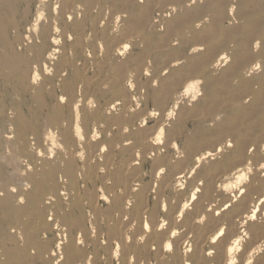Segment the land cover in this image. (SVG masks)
Returning <instances> with one entry per match:
<instances>
[{
  "label": "clouds",
  "instance_id": "9594fccd",
  "mask_svg": "<svg viewBox=\"0 0 264 264\" xmlns=\"http://www.w3.org/2000/svg\"><path fill=\"white\" fill-rule=\"evenodd\" d=\"M137 3L143 5L144 0H137ZM200 3L203 0H186L182 6L169 5L162 12H157L146 31L125 37V22L130 19L131 12L116 11L114 14L109 0H98L90 12L86 8V0H36L34 14L22 36L13 31V38L6 45H0V55L18 73L16 83L20 87L14 99H19V95L23 93L36 97L40 95L41 89L50 92L52 85L46 81L53 78L57 90L51 105L46 106L45 114L31 121L27 128L17 120L15 108H9L7 119L0 121V200H9L15 209L22 210L29 197L36 192V181L48 179L57 165L63 169L65 162H70L75 170V179L71 181V173L58 172V191L49 190L42 195V203L37 202V210H47L46 217H42L44 227L55 220L50 231L55 232L58 237L53 245L49 240V233H41L40 240L47 251L41 257L40 264H64L66 246L74 245L80 251L91 248L95 243L97 225L93 212L88 210L90 201L83 200L75 189L76 182H80L83 190V182L91 180L94 165L96 179L106 177L97 186L95 208L102 206L101 201L109 206L113 202L119 204V198L125 192L128 193L122 206L123 219L118 227L116 221L121 217L119 211L110 219L102 217L100 220L101 225L115 229L111 249L112 264H136L137 252L152 254L147 262L141 256L139 264H217L215 258L221 240L225 242L220 264H264V236H258L253 241L256 226L264 227V143L259 146L251 144L247 152L241 155L240 143L244 137L239 136L234 140L232 136H225L222 140H217L213 147H204L206 141L199 142L189 158V152L196 143L193 132L189 130L186 134L170 137L184 111H196L204 103V73L211 71L215 75L226 69L232 60V49L222 54L203 72L189 75L181 84L173 86L163 96L159 107L154 100L153 106L136 119L134 124H124L122 128L113 124L111 130L106 131L107 121L114 117L118 118L123 114L128 119L142 112L149 93L155 99H161V81L167 80L174 70L183 68L189 61L187 57H177L167 67L156 66L153 54L148 53L142 64L137 65L133 61L132 66L127 68L119 88H113V64L127 61L135 49H143L153 31L163 33L165 25L160 23L161 19L171 20ZM234 11V8L230 9V12ZM85 19L90 30L83 38V57L77 59L74 50L66 48V44L79 42V36L74 34L75 27ZM234 22L233 18L230 23ZM209 23L210 18L205 17L183 33L177 34L170 42L169 50L179 49L182 41L190 40L194 33L205 30ZM158 24L159 27L156 28ZM105 32L108 37L119 39L120 42L115 47L109 45L106 48ZM96 33L99 38L95 39L94 51L92 44ZM262 50L264 37L253 42L252 51L257 59L242 69L240 79L264 77ZM202 51L203 47L193 46L189 49L188 57ZM37 52L39 55L34 56ZM40 55L43 60H40ZM85 60L88 61L87 70L77 72V69H83ZM57 63L65 65L59 74L55 69ZM97 68L100 69L99 74H96ZM69 71L74 80L68 79ZM89 73L94 74L92 78ZM138 75L141 85L139 91ZM240 79L234 83H239ZM98 81L99 92L110 98L103 104L97 98L96 91L92 90ZM193 84L197 85L196 91L186 94V89ZM124 91L129 94L127 105L123 99L118 98ZM250 99L244 103H248ZM149 121L153 122L151 126ZM197 122L203 131L215 130L223 126L225 115L218 112L208 116L202 112ZM118 129L121 142L113 146V133ZM143 129H148L146 139L139 147H135L127 164L121 161L119 167L124 169L123 176L127 177L134 169L140 168L144 160H148L152 162L154 174L140 172L131 184L125 181L112 190V174L118 171L114 163L116 158L114 155L109 156L106 161L105 156L113 147L116 152L133 147L135 135ZM128 136L132 138L124 139ZM97 142H100L99 147H93ZM145 147L148 148L147 153L144 152ZM149 175L152 176L149 195L153 201H159L161 215L153 220L151 208H145L142 214H138L124 228L133 206L137 205V194L144 187L142 179ZM52 188L55 185L50 183V189ZM70 197L83 200L88 218L89 242L84 239L83 229L73 237L69 234L68 226L62 225L56 217L61 199L68 206ZM170 209L175 213L171 222L166 218ZM192 213L195 214L190 215ZM221 216L224 219H219ZM18 217L19 211L13 217L14 224L8 227V243L15 245L19 254L23 255L26 239ZM210 218L219 221L211 231L207 229ZM28 219L25 216L24 223ZM137 229H140L139 233ZM106 237L107 232L100 234L99 243L102 248L107 246ZM194 239L196 243H193ZM124 249L128 250L126 258L122 255ZM36 252V246L32 245L28 248L27 256H34ZM94 261L96 264H109L107 255L97 258L96 253L91 251L86 256L82 255L78 264H93ZM0 264H21V261L19 257L7 260L0 249Z\"/></svg>",
  "mask_w": 264,
  "mask_h": 264
},
{
  "label": "bare ground",
  "instance_id": "6f19581e",
  "mask_svg": "<svg viewBox=\"0 0 264 264\" xmlns=\"http://www.w3.org/2000/svg\"><path fill=\"white\" fill-rule=\"evenodd\" d=\"M162 1L164 2V4L174 3L181 6L186 3V0H165L166 2L164 0H147L144 6H138L136 0H122V11L131 12L130 19L125 22L123 36L126 37L128 35L135 34V30H137L144 23L145 18ZM21 2H25L26 5L29 6L31 1L0 0V7H8V13L14 14L17 4ZM97 2L98 0H86L87 10L90 12L91 9L96 6ZM113 4H115L114 1H112V5ZM25 7L26 10L25 12L23 10V12L26 15L28 7ZM231 8H234L235 11L230 12ZM113 11L115 13L116 11L121 10L113 9ZM205 17L210 18V23L208 26H206L205 30L201 31L202 36L200 37V40L198 42L199 46L196 45L197 47H203L204 51L198 53L199 58L194 59V61L189 63L186 70L174 71L170 74V77L167 80L161 81V99H155L154 97L153 99L156 102L155 104L160 106L163 100V96L167 95L173 86H178L179 84H181L183 80L186 79L189 75H196L203 72L204 69L208 68L214 62H216L222 54L232 49V60L226 69L221 70L215 75H213L211 71L204 73L206 79V83L204 85V103L196 111L185 110L181 121L170 133V137L181 134L182 129L185 127L187 116H191L193 118L195 117L196 119L201 116L202 112L208 116L214 115L218 112H223L225 115V122L222 127H218L217 129L210 131L201 130L200 132L194 134L196 143L193 145L192 150L189 152V158H191L192 151H195L196 144L201 142L203 138L206 139V143H204L203 145L204 147H213L217 140H222L225 136H232L234 140L239 136H243L244 138L240 143V153L241 155H244L251 144L256 143L257 146H259L260 143H264V77H255L247 80L240 79L242 69L252 64L257 59V55L252 51L253 42L258 38L264 37V0H203V3L198 4L191 10H185L180 16L170 22L167 31L170 34L176 33L180 29L189 28L194 24L195 21L198 22L200 20H203ZM5 18V15L0 14V45H6L7 41L10 40L6 29H8L9 26L14 27L15 25L14 22L7 21ZM233 18L235 22L230 23ZM86 20L87 19H85L82 24L75 27L74 34L79 36V42L77 43L76 41H73L72 43V48L74 50L79 48L82 54L85 47L83 38L86 34ZM226 23H229V26H226ZM104 38L106 48L109 45L115 47L120 42L119 39L108 37L107 32L104 33ZM233 45L235 46L234 48ZM159 50L162 51L163 47H159ZM35 55H39V53H34V56ZM261 55H264V50H262ZM39 58L40 60L44 59L42 55H40ZM144 59V55H131L127 61L114 64L112 67V71L114 74L113 88H119L120 83H122V77L124 73L126 72L128 67L132 66L133 61H135L137 65H140V63H142ZM168 64L166 63L165 66L167 67ZM63 67H65L63 63L57 64V74H59L64 69ZM0 71L6 72L5 75L1 76L5 77L7 82L14 81V85L19 91L20 86L16 83V76L18 75V73L12 70L11 65L7 63L3 55H0ZM77 72H79V70ZM68 79L74 80L71 71H69ZM137 79H139V75ZM237 79H240V82L234 83ZM46 83L52 85L50 92H44L43 89H41L40 95L36 97L32 96L34 101L37 102V104H39L40 106L42 99L52 98L57 92L55 87V78L47 80ZM99 87L100 84L98 81L93 85L92 88L96 92H98V94L102 95L103 93L99 92ZM196 89L197 85H190L189 88L186 89V94L194 92L196 91ZM3 90L5 94L6 92H8V90H6V86ZM65 90L67 91V89ZM23 94L19 95L20 99L15 101L12 104V107L17 110V120L23 122V124L27 128L31 121L27 119L23 112ZM118 98L123 99L125 101V104L127 105L129 94L127 91H124ZM249 98H251L250 101L245 104L244 101L248 100ZM237 105L243 106L237 107ZM144 109L147 110L146 108ZM0 110H2L0 119L6 120L7 112H5L4 108L2 107L0 108ZM140 114L141 113L138 112L128 119H125L123 114H121V116L118 118L114 117L113 119L107 121L106 131L111 130L113 124L118 125L120 128H122L124 124L132 125L135 123L136 119H138L143 113L141 115ZM147 132L148 129H143L135 135V143L133 147L123 149L120 152H116L114 150V147L109 149L108 154L105 156V160L107 161L109 156L114 155L116 158L114 163H116L118 169L117 172L112 174V190H115L118 184L122 185L125 181L128 184H131L136 175H138L140 172L145 171L144 166L146 165V163L151 164V173L154 174L155 169L153 168L152 162L148 160H144L141 164V167L134 169L133 173L127 177L123 176L124 169H121L119 167L121 161H124L125 165L127 164L130 158V154L134 151L135 147H139L141 145V142L146 139ZM130 138L132 137H124V139ZM118 142H121L119 137V129L116 133H113V146ZM53 143H55L54 140ZM99 143L100 142H97V144L93 147L98 148ZM147 151L148 148L145 147L144 152L147 153ZM257 151H259V147H257ZM164 162H167L166 159ZM95 168L96 166L94 165L91 179L96 178ZM64 171L66 174L71 173V175L69 176L70 181L75 179V170L72 168L70 162H65ZM58 172H61V168L59 167V165H57L56 168L52 169V174L48 179L36 181V192L34 195H31L29 197L27 205L24 207V209H22L26 210V216L31 214V219H38L40 216L45 215L47 210H37V202L42 203V195L49 190L58 191L59 184L56 183ZM104 179H106V177H101V183H103ZM50 183L55 185V188L50 189ZM142 183L144 187L141 189V192L137 194V205L133 206L131 216L129 220L124 223V228H127L138 214H142L145 208H151L150 215L153 220H157L161 215L159 201H153L151 195H149L152 188V176H149V181H146V176L143 177ZM92 188L94 189L85 191V193L82 194V197L83 200L90 201V203L88 204V210L93 212L96 219V241L91 248L80 251H77L74 245L66 246L64 248V264H76L81 260L82 255L86 256L90 251L95 252L97 258H99V256L101 255H107L109 264H112L111 249L112 240L115 237V229H109L106 226L101 225L100 220L102 217L110 219L115 215L116 212L119 211L121 212V217L120 220L116 221V226L118 227L123 219L122 206L124 200L127 198L128 193L125 192V195L119 198V204H117L116 202H113L111 206L105 204L106 207L101 209V207H94L98 193L96 191L97 186H93ZM161 188H163V183L161 184ZM83 200L78 197H70L68 206L60 202L57 207L56 217L60 219L62 225L68 226L69 234L73 237L78 231L83 229L84 239L86 242H89V231L87 223L88 218L85 212V207L83 205ZM100 203L101 205L104 204L103 201H101ZM12 207L13 204L11 201L0 200V209L6 211V214L9 215L8 218L13 219L16 213L20 210H15ZM194 214L195 213H192L190 215ZM174 215L175 213L171 212L170 209V214L166 218L171 222ZM18 219H20V217H18ZM219 219L222 220L224 219V217L221 216ZM218 222V220H213L210 218L207 229L211 231ZM139 231L140 229H137V233H139ZM104 232H107V246L102 248L99 241L100 234ZM198 235L199 234H197V236ZM258 236H264V227L256 226V229L253 233V241H255ZM133 240H135V236H133ZM224 242V240H221V242L217 246V255L215 258L217 264H220V261L223 257ZM176 243L178 244L179 242L177 241ZM193 243H196V239H194ZM198 248L199 244L197 243V249ZM122 255L124 258H126L128 255V250L124 249ZM141 256H143L146 262L152 258V254L149 252H137L136 264H139ZM11 258H14V255H12ZM22 260L27 261V256H23ZM93 264H96V261H94Z\"/></svg>",
  "mask_w": 264,
  "mask_h": 264
},
{
  "label": "rangeland",
  "instance_id": "374dc122",
  "mask_svg": "<svg viewBox=\"0 0 264 264\" xmlns=\"http://www.w3.org/2000/svg\"><path fill=\"white\" fill-rule=\"evenodd\" d=\"M30 1L31 2L29 4V6L26 5L25 2L18 3L17 6H16L14 14L8 13V7H6V6L0 7V14L5 15L6 16L5 19L7 21H12L16 25V26L14 25V27H12V26L10 27L9 26L8 29H6V32H7L8 37H9L10 40L13 38L12 37L13 31H16L17 35H21L22 36V33L24 31L25 26L28 23H30L31 18H32L33 14H34V11H35L36 0H30ZM112 1H114V3H115V4H113V9L114 10L119 9V10L122 11V7H123L122 6V0H109L111 5H112ZM146 2H147V0H144V4L143 5H140V4H137V5L138 6H144ZM169 5H176V4H174V3L164 4V2L162 1L158 6H156L150 12V14L145 18L144 23L137 30H135V33L139 32V31H142V30L146 31L147 28H148V25L152 22L153 18L156 17L157 12H162ZM25 6L28 7L26 15L24 14V12L26 10ZM23 10H24V12H23ZM4 12H5V14H4ZM181 14H178V15L172 17L171 20H167L166 21V20L161 19L160 23L165 25L164 32L160 33V32L153 31L151 33L150 39L145 44V47L143 49H140V48L135 49L134 52L132 53V55L133 56L144 55L146 57L148 55V53H152L153 54V58H154V64L156 66H162V67H164L166 65V63L167 64L171 63L177 57L180 58V59H185L187 57L188 61H189L188 64L191 63L192 61H194V59L199 58L198 54H196L195 56H192V57H188V52H189V49L191 47L196 46V45L199 46L198 42L200 40V37L202 36V32L194 33L190 40L182 41L181 42V47L179 49H171V50H169L170 42L177 36V34L183 33L185 31V29H187V28L180 29L176 33H173V34L172 33L170 34L167 31V28L170 25V22H172L175 18H177ZM86 22H87V20H86ZM196 22L197 21H195L194 24ZM85 24H86V29L85 30H86V34H87V32L90 29H89L88 22L85 23ZM226 26H229V23H226ZM155 27L158 28L159 24L156 25ZM98 38H99V34L96 33V36H95V38L93 40V44H92V47H93L94 51H95V39H98ZM69 47L72 48V44L71 45L66 44V48H69ZM159 47H163V50L160 51ZM74 54H75V57L77 59H82V57H83V54H82V52H81V50L79 48L74 50ZM57 64H56V66H57ZM114 64H117V63H114ZM140 64H142V63H140ZM188 64H186L183 68L177 69V70H174V71H179V70L184 71V70L187 69V65ZM56 66H55V69H56ZM72 66L73 67L75 66V62L74 61L72 62ZM87 68H88V61L85 60L84 61V65H83V69H77V71L79 70V72H82L84 70H87ZM107 70L108 69H105V71H107ZM99 72H100V69L97 68L96 69V74H99ZM5 74H6V72L0 71V108L1 107L4 108L5 112H7L9 108H13L12 104L15 101L19 100L20 98L19 99H14V97L17 95L18 90H17L16 86L14 85V81H8L7 82L6 78L1 76V75H5ZM93 75H94L93 73H89V77L90 78H92ZM139 81H140V76H139V79H137V90H139V87H140ZM4 85L6 86V90H8V92H6V94L4 93V90H3L5 88ZM92 90L95 91L93 88H92ZM96 93H97V98L100 99V101H101V104H103L105 100L110 99L105 94L101 95V94H98V92H96ZM53 99H54V97L47 98V99L46 98L42 99L41 106H40L39 104H37V102L34 101L32 96L28 95L27 93H24L22 95V100H23V103H24L23 104V112H24L25 116L27 117V119L29 121H35L36 119H39L40 116L45 114L46 106L51 105V103L53 102ZM148 101H147L148 104L146 102L147 105L146 104L144 105V108H146L147 110H149L153 106L154 99H153V96H152L151 93H149ZM157 107H159V106L157 105ZM144 108H143V110H145ZM147 110H145V111H147ZM145 111H142V112H139V113H141V114L143 113L144 114ZM198 118L195 119V117L193 118L191 116H187L185 127L182 129V131L184 133L181 131V134H186L189 130H191L193 132V134H195L197 132H200L202 129L200 128V126H199V124L197 122ZM160 119L161 120L163 119V113H161V118ZM0 121H2V119H0ZM152 124H153V122L149 121V125L151 126ZM202 141H206V139L203 138ZM144 170L148 171V172H151V164L150 163H146V165L144 166ZM61 172L65 173L64 168L61 169ZM149 176H146V181H149ZM69 179H70V177H69ZM150 181H151V179H150ZM17 182H19V181H17ZM83 183L85 185L83 190H81V188H80V182H76V184H75L76 191L78 193H80L81 195L84 194L85 191H87V190H93L94 189V188H92L93 186H98L99 184H102L101 183V178H100V180H97L96 178H92L90 181L86 179ZM69 187H70V190H71V184H70ZM61 202L63 203L62 200H61ZM104 207H106V205L102 204L101 209H103ZM12 208L15 209L14 206ZM15 210H17V209H15ZM19 212H20L19 213L20 214L19 222H20L21 226L23 227V232H24V236H25V239H26V245H25V248H24V254L20 255L19 254V249L15 245H13L11 243H8V240H9L8 227H9V225L14 224V220L12 218H8L9 215L6 214L5 210L0 209V249H2V254L9 261L13 260L14 258L19 257V259L21 261V264H29V261L31 262V264H40L41 257L43 256L44 252L47 251V248H46L45 244L40 240L41 233L42 232H48L49 233V240L51 241V243L53 245L58 240V237H57L56 233L50 231V229H52V227H53V224L55 223V220H53L52 222L47 223V226L45 228L44 227V220L42 219V217H46V215H47L46 211H45L46 212L45 215L40 216L38 219H31L32 216H31V214H29L28 215L29 219H28L27 223H24V220H23V218L26 216V210H20ZM38 221H40L39 224L37 223ZM32 245L36 246L37 252H36V255L28 257L27 256V251H28V248L30 246H32ZM12 255H14V258H11ZM23 256H27V261H23L22 260ZM76 264H78V263H76Z\"/></svg>",
  "mask_w": 264,
  "mask_h": 264
}]
</instances>
